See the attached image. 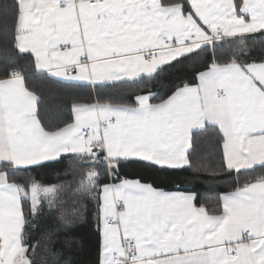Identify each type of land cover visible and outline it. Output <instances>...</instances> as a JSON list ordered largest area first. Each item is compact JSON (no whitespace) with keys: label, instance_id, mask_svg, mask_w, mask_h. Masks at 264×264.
Wrapping results in <instances>:
<instances>
[{"label":"snow or ice","instance_id":"6c2138e0","mask_svg":"<svg viewBox=\"0 0 264 264\" xmlns=\"http://www.w3.org/2000/svg\"><path fill=\"white\" fill-rule=\"evenodd\" d=\"M0 264H264V0H0Z\"/></svg>","mask_w":264,"mask_h":264},{"label":"trees","instance_id":"16d2710c","mask_svg":"<svg viewBox=\"0 0 264 264\" xmlns=\"http://www.w3.org/2000/svg\"><path fill=\"white\" fill-rule=\"evenodd\" d=\"M171 78V76H169V77H167V79H170ZM43 171H46V170H43ZM184 175H187L186 173H179V174H177V179H176V183H181V184H183V183H186L185 181H183V179H182V177L184 176ZM200 190L201 191H203V187H201L200 188ZM85 231H86V229H85Z\"/></svg>","mask_w":264,"mask_h":264}]
</instances>
